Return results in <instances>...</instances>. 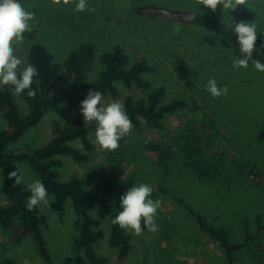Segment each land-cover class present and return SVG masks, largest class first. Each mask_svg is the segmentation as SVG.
<instances>
[{
	"label": "rangeland",
	"instance_id": "obj_1",
	"mask_svg": "<svg viewBox=\"0 0 264 264\" xmlns=\"http://www.w3.org/2000/svg\"><path fill=\"white\" fill-rule=\"evenodd\" d=\"M77 0H20L34 14L32 31L14 43V55L21 59L18 71L27 66L28 52L35 42L45 44L57 62L80 44L92 41L96 46L90 79L104 68L100 54L121 44L129 54L131 65L145 57L153 70L145 74L152 88L164 86L163 102L185 99L189 106L168 114L165 128L160 130L142 122L132 125L115 150H105L95 143V129L90 132L94 143L89 161L78 163L70 156H61V181L81 175L94 165L104 164L116 174L122 186L146 183L153 187L152 198L161 200L155 221L158 231L147 228L133 233V247L123 259L110 246L109 220L102 228L105 236L96 245L99 254L115 264H223L218 243L198 226L193 217L177 206L158 188L163 183L181 195L215 225L229 232L231 243H239L247 229L255 236L250 246L237 253L236 264H264V232L257 229V213L264 224V72L253 64L234 68L235 54L221 34L193 23L158 14L155 8L195 10L225 20L255 23L257 32H264V0H243L234 10L218 5L212 10L201 5L202 0H88L95 12H76ZM236 0H234V3ZM201 5V6H200ZM151 6L152 8H146ZM179 67L189 69L196 85L187 87L179 75ZM219 87L227 86L228 94L213 97L206 91L209 79ZM72 80L65 68L56 81L54 93H59ZM120 95L103 96L105 104L133 94L144 97L150 89L126 88L118 83ZM21 114L29 113L28 103L14 94ZM81 105L65 107L59 116L49 112L42 122L28 131L12 148L39 147L53 137L52 120L71 122L81 112ZM95 123V122H87ZM8 123L0 113V129ZM81 145L79 142L75 143ZM23 184L29 185L38 174L26 162H17ZM49 204L41 210L49 217L44 233L53 261L51 264H90L73 245L72 229L78 215L71 198L65 203V213ZM4 193L0 170V207L10 204ZM96 214V212H94ZM9 232L0 227V259L11 257L18 264L25 258L30 264H48L38 255L31 236L14 244Z\"/></svg>",
	"mask_w": 264,
	"mask_h": 264
},
{
	"label": "trees",
	"instance_id": "obj_2",
	"mask_svg": "<svg viewBox=\"0 0 264 264\" xmlns=\"http://www.w3.org/2000/svg\"><path fill=\"white\" fill-rule=\"evenodd\" d=\"M193 24L221 34L230 43L235 57H239V45L232 25L216 16L200 13H197ZM257 34V45H260L264 43V32ZM95 54V43L87 41L73 49L62 62H57L45 44L33 43L28 52L27 63L32 64L39 72L32 84L35 95L30 96L28 90L18 95L29 105V113L26 116L21 114L11 86L7 85L0 89V113L8 123L7 128L0 129V170L4 180V193L11 201L9 205L0 207V227L10 231L9 239L14 244H20L24 238L31 236L38 255L48 264L52 263L53 258L43 229L48 226L49 217L40 207L29 211L26 207L31 195L28 185H24L23 182L15 183V178L9 179L10 173L14 171L18 173L17 162L28 163L38 174L49 195L54 196L51 207L59 212L60 216L64 215L65 203L71 198L74 211L78 215L72 229L74 249L82 252L90 264H115L96 250V245L105 236L102 228L104 220L110 221L111 232L108 242L117 250L118 258L123 259L130 253L133 247V233L130 229H122L113 223L120 210V197L127 190L122 186L120 178L108 172L104 164L91 166L83 174L72 176L67 181L59 179L60 168L63 165L61 156H70L76 162L84 163L89 161L94 150L90 132L96 128V124L85 123L81 112L76 113L69 123L53 119L54 135L50 141L39 147L11 146L39 125L49 112L63 116L66 106L75 108L81 105L90 89H96L103 96L113 98L120 95L118 83H122L128 89L133 87L150 89L144 97L136 98L133 94L124 97L123 104L132 125L136 128L145 122L162 130L165 128L164 120L168 114L189 106L187 100L180 98L163 102L164 86L152 88L150 81L145 78V74L151 72L153 66L145 57H139L129 65V54L121 44H116L112 49L100 54L99 60L104 68L95 78L90 79L89 72L93 68ZM253 59L264 63V53L254 51ZM249 64H252L251 61ZM63 68L72 74V80L61 92L54 93L56 81L61 76ZM179 75L187 87L193 88L196 85L189 69L179 67ZM76 142L81 145L77 146ZM158 188L193 217L201 230L218 243L223 254V264H236L237 253L248 248L250 241L255 238L247 229L242 241L231 243L229 232L210 222L203 212L195 209L187 201L185 196L177 194L173 188L163 183H158ZM256 216L258 232H264V224L260 221L259 213ZM141 227L146 229L143 219ZM0 264L18 262L6 257L0 259Z\"/></svg>",
	"mask_w": 264,
	"mask_h": 264
},
{
	"label": "clouds",
	"instance_id": "obj_3",
	"mask_svg": "<svg viewBox=\"0 0 264 264\" xmlns=\"http://www.w3.org/2000/svg\"><path fill=\"white\" fill-rule=\"evenodd\" d=\"M67 3L68 0H65ZM243 3V0H202L201 5L216 10L218 5L223 9L234 10L237 4ZM200 5V6H201ZM76 12H95L88 0H77L75 3ZM34 14L27 11L17 0H0V89L10 85L14 94L20 95L28 90L30 96L35 95L32 90L34 78L39 75L38 70L28 64L23 70L18 71L22 64L20 58L14 55V43L23 39V34L32 31L31 21ZM191 20L192 16H187ZM232 31L236 34L237 44L239 45V57L233 59L234 68H247L249 62L254 65L259 72H264V63L253 59L254 51L264 53V43L257 45V28L255 23L240 21L232 23ZM206 91L213 97H219L228 94L227 86L219 87L215 78L208 80ZM103 94L90 89L85 99L81 102V113L86 122H95V143L105 150H115L119 147L121 139L132 128V121L127 114L124 104L119 101H113L105 104ZM15 178V183L20 184L23 176L17 172H12L9 179ZM29 196L26 207L32 211L41 205L49 204V193L45 184L40 179H34L28 185ZM154 189L151 185L140 183L132 185L120 197V210L113 220L122 229H132L139 235L143 229L141 221L143 219L144 228L151 232L158 231V225L155 217L158 209L161 207V200L153 199ZM23 264H30V260L25 258Z\"/></svg>",
	"mask_w": 264,
	"mask_h": 264
},
{
	"label": "water",
	"instance_id": "obj_4",
	"mask_svg": "<svg viewBox=\"0 0 264 264\" xmlns=\"http://www.w3.org/2000/svg\"><path fill=\"white\" fill-rule=\"evenodd\" d=\"M146 8H152L151 6H147ZM158 12V14L169 17V18H174L178 19L181 21H184L186 23H193L194 19L197 15V12L195 10H171L167 9L165 7H157L155 8ZM187 16H192L191 20H187Z\"/></svg>",
	"mask_w": 264,
	"mask_h": 264
}]
</instances>
